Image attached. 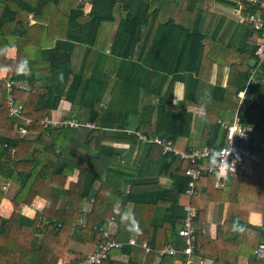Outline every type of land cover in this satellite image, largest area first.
Segmentation results:
<instances>
[{"label": "trees", "instance_id": "16d2710c", "mask_svg": "<svg viewBox=\"0 0 264 264\" xmlns=\"http://www.w3.org/2000/svg\"><path fill=\"white\" fill-rule=\"evenodd\" d=\"M242 2L248 12H253L248 0ZM85 8L78 7L76 0H0V68L6 69L13 81L31 85L29 91L15 88L13 97L22 108L21 119L29 121L27 127H19L35 135L15 139L0 135V203L5 197V187L14 183L19 188L11 201V217L8 220L0 217V264H58L61 260L76 264L85 256L72 251L73 243L97 246L104 241L122 243V248L112 249L102 264L120 255L128 256L127 264H151L158 251L169 245L177 248L183 245L178 231L186 214L179 198L188 190L191 180L186 170L191 164L173 153L164 154L162 146L140 140L136 133L155 135L174 145L179 139L187 138L190 146L187 151L197 149L190 141L192 115L187 109L196 103L199 81L192 74L199 73L201 61L195 69L186 68L187 77H181L187 86L186 98L174 104L173 83L165 95L161 87L157 91L152 87L161 78L160 72L166 71L157 62L156 48L162 46L164 39L158 41L156 28L173 23L157 26L151 15L156 12L149 6L135 8L124 0H92L88 14ZM106 8L109 15H102ZM119 12L122 20L112 51L117 79L111 102L104 105L111 73L103 66L112 58L100 54L92 69V48L98 43L104 48ZM143 27L147 33L154 29L151 49L143 47L149 41L144 38L137 61L131 63ZM192 40L200 42L203 37L184 40L181 63L186 61ZM83 46L81 61H78L77 50ZM200 46L202 56L203 43ZM11 47L17 50L13 60L7 57ZM167 48L166 54H171L170 47ZM256 48L255 45L252 50ZM22 59L28 61L27 70H17ZM251 69L244 60L242 65L231 67L229 83L236 84L235 101L214 100L216 93L224 90L219 86L213 90V100L205 105L200 135L203 147L224 145L227 131L221 128L220 121L225 122L230 114L238 111L239 91L246 89ZM262 72L264 67L259 71V79H263ZM263 93V83L250 86L244 100L249 108L239 112L242 123L252 126V140L258 145L264 144L257 139V129L264 123ZM153 97L159 101L153 103L150 100ZM8 100L6 83L0 80V131L12 132L16 119L9 114ZM63 100L71 104L70 116L63 119L90 122L96 128L45 127V119L53 117ZM132 116L136 118L133 120ZM125 144L136 149L140 157L131 162L132 150L119 149ZM211 176L200 177L191 197V205L197 210L193 221L197 238L195 255L200 247L217 256L214 264H238L240 257L246 258L248 264H264L256 258L257 248L264 244V167L245 160L235 174L227 176L221 189L215 188ZM71 177H76V181L69 182ZM159 177L169 178L171 187L159 185ZM37 197L46 201L45 208L37 211L34 218L22 215L21 206H31ZM63 198L67 199L63 215L56 217ZM92 198V209L86 216L77 210L67 215L72 200ZM159 200H170L171 205L157 223ZM117 201L121 205L119 211L113 208ZM211 203L229 204L215 240L200 234ZM129 205H133L131 214L138 229L133 246L125 244L130 241L131 228L120 219V213L127 212ZM252 213L261 215L260 227L249 223ZM111 224H116L113 234L108 232ZM234 224L243 231L234 229ZM105 233H109L107 237ZM145 242L152 250L147 258L142 248ZM220 245L224 248L219 249ZM223 251L227 258L221 255ZM159 264H173V258L163 256Z\"/></svg>", "mask_w": 264, "mask_h": 264}, {"label": "crops", "instance_id": "0c3cea01", "mask_svg": "<svg viewBox=\"0 0 264 264\" xmlns=\"http://www.w3.org/2000/svg\"><path fill=\"white\" fill-rule=\"evenodd\" d=\"M135 8L141 7L144 4V9L146 7H150L152 12H156V14H151L152 18L157 22V26L162 24L165 25L168 22L173 23L171 26H165L162 29L156 28V36L158 41H161V38L164 39V43L162 42V46L158 45L156 48L157 52V62L160 68L166 69V71H162L161 78L158 81H154L152 87L157 91L160 87L162 88V95H165L168 91L169 86L173 83L172 93H173V103L176 104L184 98H186L187 94V86L186 82L181 79V77H187L186 68L195 69L197 67L196 63L200 62L199 73H193L194 79H198L199 87L196 91V103L195 105H189L187 111L191 113V133H190V141H192V146L197 149L202 148L203 142L200 140V135L203 130L204 117L206 115L205 105L207 102L211 103L213 100L211 97L213 95V90L216 87H220L224 90V92H217L214 100H221L223 98H228L229 100H236V84L230 86L229 80L231 77V67L234 65H242V60L248 62V66L250 67V62L254 60V51L252 48L257 45V41L259 38V34L257 31L249 29L250 27L240 24L237 6L238 4H242V0H124ZM243 5V4H242ZM125 6V4L123 5ZM88 14L92 10V0H89L87 7L84 9ZM127 12V9L124 8ZM102 15H109V11L106 8L105 13ZM122 20L121 12L119 15H115V21L110 27V33L105 44L104 48H101L100 44L95 45L93 49V65L97 61V57L100 54H104L112 59H109L107 64L103 66L106 71H109L110 79L107 80V90L103 97L104 105H108L112 99V89L115 86L116 77L114 74L115 70V58L112 56L113 46L116 43V37L118 33V29ZM156 26V27H157ZM174 26H178V29H174ZM147 30V29H146ZM145 27L142 28L141 33L139 35L137 44L135 46L134 54L131 57V63H135L137 61V54L139 48L144 41V38H149V41L146 42L143 47L146 49H151V40L150 37L154 36V29H149V33H147ZM203 37V41H194L192 40L190 44H192L189 48L186 61L181 63V46L184 44V40L187 38H198ZM197 43L199 48H197ZM203 43V48L201 51L202 56H200V44ZM167 46L170 47L171 54H166V50L168 52ZM83 47L78 48V61H81V55L83 51ZM230 47V48H229ZM103 49V50H102ZM235 49V50H234ZM17 56V50L15 47H11L8 49L7 57L9 59H15ZM114 59V60H113ZM224 59L225 61L220 64L214 62L216 60ZM91 61V63H92ZM119 65V62H117ZM180 63V64H179ZM252 68V67H250ZM178 69V72H175ZM151 71V69H148ZM172 72V73H171ZM190 73V72H189ZM264 79V72L261 75ZM0 77L3 79L8 78V72L6 69L0 68ZM176 77L180 79H176ZM165 80V81H164ZM239 82V86L242 85L241 81ZM19 89L29 91L31 85L27 82H15ZM264 84V83H263ZM216 92V91H215ZM243 92V89L239 91V93ZM153 103L159 101V98H151ZM262 103L264 104V93L261 95ZM249 105L243 103L242 105L239 102L238 108L235 113H239L242 109L248 110ZM71 111V104L68 101L63 100L60 103V106L56 112L53 113V120H64L63 117H69ZM235 113L230 114L228 119L225 121L229 123ZM136 117L132 116L134 120ZM241 118V117H240ZM16 127L12 132L0 131V135H3L7 138H19V137H28L34 138L35 135L32 133H27L26 135H22L18 131L19 126H28L29 121L24 119L14 120ZM134 125V122H133ZM252 127V126H251ZM132 130L133 129H129ZM257 139L264 141V123H262L257 129ZM260 137V138H258ZM175 147L179 151H187L189 146V140L187 138H181L175 144ZM119 149H123L126 152H131V162L140 157L136 149H132L130 145H120ZM131 167L134 168L135 165L131 163ZM216 174H212L211 179L214 182V186L216 189H221L226 181V178L218 177ZM159 185L163 188L169 189L172 185V181L167 177H159ZM69 182H75L76 177H71L68 180ZM206 181H203L205 184ZM205 186V185H201ZM18 186L14 183L9 184L4 188L5 197L0 203V217L2 219L8 220L13 213V206L11 201L15 197L18 192ZM67 199L63 198L58 207V211L56 212V217L59 215H63L64 206L66 204ZM92 199H74L71 201L69 206L68 216L73 210H77L81 212L84 216H86L92 209ZM170 200H159L157 202V212H156V222L159 223L162 220L163 215L170 207ZM179 205L183 207L186 205H191V197L186 194L179 198ZM46 206V201L40 197H37L31 206L22 205L20 208V213L28 218H34L37 211H42ZM194 208V207H193ZM133 205H129L127 212H132ZM196 210V208H194ZM229 204L228 203H211L208 207L207 220L204 228L201 230L200 234L208 238L210 240H215L218 236V229L223 225L226 216L228 214ZM197 212V210H196ZM249 223L254 227H260L262 225V217L258 213H252L249 216ZM137 225V224H136ZM116 231V224H111L109 226V233L113 234ZM137 230L131 228L130 241L125 243L128 245H132L131 241L135 242ZM108 233V234H109ZM122 244V243H121ZM147 244L146 242L143 243ZM223 244V243H221ZM142 245V248H143ZM96 246L87 245L82 246L77 243H73L71 245L72 251L76 253L83 254L85 257L90 254ZM211 247V246H210ZM219 249L224 248V245H220ZM165 249V248H164ZM218 249V250H219ZM145 251V250H144ZM206 251V252H205ZM159 252V251H158ZM150 253L145 252V257L147 258ZM223 257H228L224 253L221 254ZM163 256H160L156 253L155 258L152 259L151 264H159ZM170 257V256H169ZM173 258V257H172ZM217 256L211 254L208 250H201L200 247L196 249V262L197 264H214ZM128 256L120 255L113 256L109 260H107V264H127ZM58 264H65L63 260H61ZM77 264V263H76ZM173 264H176V260L173 258ZM238 264H248V260L244 257L238 258Z\"/></svg>", "mask_w": 264, "mask_h": 264}, {"label": "built area", "instance_id": "2783aa9c", "mask_svg": "<svg viewBox=\"0 0 264 264\" xmlns=\"http://www.w3.org/2000/svg\"><path fill=\"white\" fill-rule=\"evenodd\" d=\"M76 1L77 6L80 8L87 7L89 2V0ZM248 4L253 12H248L247 7L242 4H238L237 11L239 12V22L242 25L256 30L259 33V38L256 45L257 48L253 55L256 65L251 69L246 89L239 93L241 105L244 103L246 90L250 86H258L264 83V79H259L258 75L259 71H261L262 67H264V0H248ZM0 80H4L7 86L10 116L16 120L21 119L22 108L15 103L13 97V90L17 88L18 85L10 77L6 79L0 77ZM220 125L223 130L227 131L223 146H205L190 152L179 151L171 141L165 142L155 135L149 137L140 133H136V135L140 140L162 146L164 154L173 153L175 156H179L181 159L187 160L191 164V166L186 170V176L191 180L188 190L186 191V195L192 197L195 194V184L202 175L216 174L218 177L225 178L229 175L235 174L243 165L245 160L252 162L254 165L264 167V144L258 145L257 142L252 140L253 129L242 123L238 112L233 115L229 123L220 121ZM44 126L65 129L86 128L89 130L96 128V125L93 123H81L74 118L64 120L46 118ZM18 131L22 135L27 134V130L24 127H19ZM128 132L130 134L133 133L132 131ZM213 149L220 151L223 156H227L229 154L226 159L229 163H231L230 165L222 167L218 174L214 173L208 167V156L210 151ZM254 149L257 150L254 151ZM234 158L236 161H233ZM184 212L186 217L183 222V227L178 231L179 238L183 240L182 247L177 248L174 245H169L165 249L159 251L158 254L160 256L173 257L176 260V264H197L195 255L197 238L196 231L193 226L196 210L192 206L186 205L184 206ZM107 236L108 233H105L104 237ZM131 244L134 245L135 242L131 241ZM121 248V243L115 241H104L99 243L90 254L77 264H102V262L107 259L108 254L112 249ZM143 249L147 253L152 251L147 244L143 245ZM256 258L257 260L264 262V244L259 245L257 248Z\"/></svg>", "mask_w": 264, "mask_h": 264}, {"label": "clouds", "instance_id": "9594fccd", "mask_svg": "<svg viewBox=\"0 0 264 264\" xmlns=\"http://www.w3.org/2000/svg\"><path fill=\"white\" fill-rule=\"evenodd\" d=\"M27 65H28V61L26 59H22L19 62V64L17 65V70H27ZM237 135H239V134H237ZM227 156H223L221 154V152L216 150V149L211 150L209 153V156H208V167H209V169L212 170L214 173L218 174L219 170L222 167H225V166L231 164L226 159ZM233 161H236L235 158L233 159ZM120 206H121L120 202L117 201L113 205V208L115 211H119ZM120 219H121L122 223H126L130 228H132L134 230H138L135 219L130 212L120 213ZM233 228L238 230V231H243V229L237 224H234Z\"/></svg>", "mask_w": 264, "mask_h": 264}, {"label": "water", "instance_id": "95a60500", "mask_svg": "<svg viewBox=\"0 0 264 264\" xmlns=\"http://www.w3.org/2000/svg\"><path fill=\"white\" fill-rule=\"evenodd\" d=\"M256 65V61L255 60H253L252 62H250V67H254Z\"/></svg>", "mask_w": 264, "mask_h": 264}, {"label": "rangeland", "instance_id": "374dc122", "mask_svg": "<svg viewBox=\"0 0 264 264\" xmlns=\"http://www.w3.org/2000/svg\"><path fill=\"white\" fill-rule=\"evenodd\" d=\"M17 120H19V119H17Z\"/></svg>", "mask_w": 264, "mask_h": 264}]
</instances>
